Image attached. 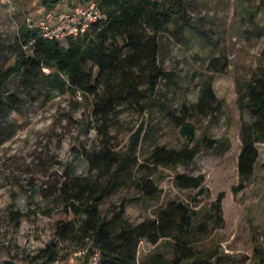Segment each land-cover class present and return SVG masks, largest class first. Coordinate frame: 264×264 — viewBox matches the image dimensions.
<instances>
[{"label":"rangeland","instance_id":"374dc122","mask_svg":"<svg viewBox=\"0 0 264 264\" xmlns=\"http://www.w3.org/2000/svg\"><path fill=\"white\" fill-rule=\"evenodd\" d=\"M186 1L196 29L161 38L160 65L176 75V85L163 82L162 99L174 108L197 102L201 82L212 75L210 59L227 55L229 70L214 76V90L225 101V114L216 125L201 117L192 121L198 138L227 140L231 150L221 156L203 150L189 167L159 168L151 162L153 149L157 145L180 149L185 141L158 107L143 114L134 106H124L101 132L91 99L69 92L48 102L42 79L27 83L19 75L3 86V77L18 58L22 28L56 24L61 16L73 14L77 0L64 1L48 13L40 0H15L13 7H0V264L41 258V235L53 239L56 224L73 218L60 196L68 179L95 187L103 217L110 219L124 209V220L134 225L156 218L171 201L187 204L196 213V225L207 228L206 234L189 238L196 257L217 255L233 264H253L255 246L264 243V143L256 145L254 175L241 185V131L250 114L240 107L239 98L264 69L263 0ZM152 126L155 136L146 140V130ZM102 152L130 157L131 174L113 186L116 168L96 172L87 158ZM178 175L204 176L205 182L201 189L182 190L176 185ZM143 177L158 187L157 199L142 196L137 182ZM26 239L30 248L24 246ZM173 244V240L155 247L143 243L138 264L156 258L171 262ZM63 245L62 256L79 246Z\"/></svg>","mask_w":264,"mask_h":264},{"label":"trees","instance_id":"16d2710c","mask_svg":"<svg viewBox=\"0 0 264 264\" xmlns=\"http://www.w3.org/2000/svg\"><path fill=\"white\" fill-rule=\"evenodd\" d=\"M64 1L72 0H40V3L43 12L48 13ZM77 2L96 3L103 17L78 36L61 39L44 37L39 26L23 27L18 58L3 77V86L19 75L27 83L42 79L48 102L69 92L91 99L94 117L102 124L101 132L124 106H134L143 114L158 107L178 130L185 145L180 149L157 145L150 157L157 168L189 167L203 150L220 156L231 150L227 140H215L207 135L198 138V128L192 121L201 117L216 125L225 114V101L214 90V76L229 70L227 55L210 59L208 70L212 75L201 82L197 102L174 108L162 99L163 82L167 86L176 85V75L160 65L161 38L166 34L182 36L187 28L196 29L187 12L186 0ZM239 104L250 114L241 131L239 173L243 185L254 175L259 158L256 145L264 143V69L240 93ZM154 127L146 130V140L155 136ZM87 158L96 172L103 167L116 168L113 186L126 179L134 167L130 157L120 158L110 152L87 155ZM204 182V176L176 177V185L182 190L201 189ZM137 185L146 199L158 198L160 191L149 177H143ZM60 191L66 212L73 218L56 224L53 240L40 252L47 264L61 257L60 242H76L80 247L87 239L100 249L101 264H138L142 241L155 247L163 240H173L174 259L168 262L156 258L143 264H233L217 255L209 259L195 256L189 238L191 234H206L207 228L204 224L196 225V213L187 204L171 201L159 209L156 218L134 225L124 220V209L110 219L103 217L97 190L90 184L80 185L68 179ZM222 198L218 200L219 213ZM252 261L264 264V243L255 246Z\"/></svg>","mask_w":264,"mask_h":264},{"label":"built area","instance_id":"2783aa9c","mask_svg":"<svg viewBox=\"0 0 264 264\" xmlns=\"http://www.w3.org/2000/svg\"><path fill=\"white\" fill-rule=\"evenodd\" d=\"M15 0H0V7L7 6L13 7ZM102 12L94 2L86 4H78L73 14L63 15L54 25H48L46 23H40L39 27L43 29V35L46 38H65L68 36H78L79 33L85 32L92 23L102 18ZM71 19L69 24H66V20ZM57 25L58 27H55ZM42 250L47 249V246L53 239H48L46 235H41ZM33 240V237L31 238ZM26 239L25 245L30 248L31 243ZM32 242V241H31ZM142 241L140 245L145 243ZM28 243V244H27ZM63 243L60 242L59 247H63ZM140 247V246H139ZM35 246L31 247L34 250ZM21 264H47L45 259L33 257L30 260L22 261ZM48 264H101V251L96 247L90 239L85 240V243L69 254L58 258L57 260Z\"/></svg>","mask_w":264,"mask_h":264}]
</instances>
